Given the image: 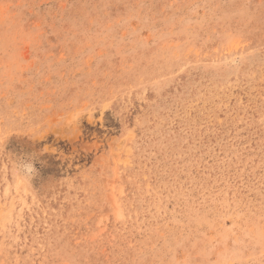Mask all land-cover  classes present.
<instances>
[{"label": "rangeland", "instance_id": "1", "mask_svg": "<svg viewBox=\"0 0 264 264\" xmlns=\"http://www.w3.org/2000/svg\"><path fill=\"white\" fill-rule=\"evenodd\" d=\"M0 264H264V0H0Z\"/></svg>", "mask_w": 264, "mask_h": 264}]
</instances>
